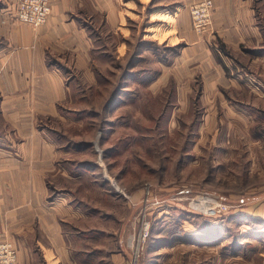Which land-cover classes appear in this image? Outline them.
Instances as JSON below:
<instances>
[{
    "label": "crops",
    "instance_id": "1",
    "mask_svg": "<svg viewBox=\"0 0 264 264\" xmlns=\"http://www.w3.org/2000/svg\"><path fill=\"white\" fill-rule=\"evenodd\" d=\"M197 1L50 0L46 24L32 28L14 18L10 0H0V242L13 243L18 264L70 263L64 224L77 217V209L68 190L50 180L71 176L64 169L55 172L56 146L48 123L63 114L68 122L70 115L76 121L82 118L77 116L80 110L64 106L76 98L85 101L87 88L94 90L103 79L97 64V59H106L98 45L103 32L132 31L133 14L142 18V34L149 26L167 27L160 34H172L168 40L141 39L144 55L158 65L148 89L160 96L168 83L175 84L180 110L185 98L190 110L195 102L208 120L206 127L215 125L216 112L240 120L264 113V0H212V25L203 35L191 26L189 7ZM127 81L116 84L102 110L113 106L122 93L118 88L127 89ZM169 211L161 215L170 216ZM233 213L242 231L238 245L244 237L262 238L264 228L253 227L264 221V200ZM224 225L204 234L190 224V232L182 235L189 244L212 251L215 242L227 239L219 233Z\"/></svg>",
    "mask_w": 264,
    "mask_h": 264
},
{
    "label": "rangeland",
    "instance_id": "2",
    "mask_svg": "<svg viewBox=\"0 0 264 264\" xmlns=\"http://www.w3.org/2000/svg\"><path fill=\"white\" fill-rule=\"evenodd\" d=\"M132 16V31L103 32L104 39L99 34L98 45L106 52V59H97L103 79L94 90L87 88L85 101L76 98L64 106L85 110L77 114L82 118L76 121L70 115L75 120L68 122L61 114L48 123L56 146L55 172L64 169L71 176L50 180L68 190L77 209V217L64 224L69 264H264V234L254 233L262 234L261 239L244 237L238 245L242 231L233 219V212L246 203L264 200V113L240 120L216 112L215 125L206 127L208 120L195 102L190 110L185 98L180 110L175 84L153 95L148 86L158 75V65L144 55L141 39L160 42L172 34H160L165 26H149L142 34V18ZM125 79L127 89L118 88V100L102 110L112 89ZM176 195L182 199L143 212L145 200ZM195 197L224 201L230 210L219 217L197 216L187 206V199ZM165 210H171L173 219L161 215ZM142 214L150 222L149 235L136 254L129 239L136 236ZM222 222L226 225L219 233L227 239L205 245L213 244L212 251L189 244L182 235L190 232V224L206 234ZM261 227L264 224L255 223L253 228Z\"/></svg>",
    "mask_w": 264,
    "mask_h": 264
},
{
    "label": "built area",
    "instance_id": "3",
    "mask_svg": "<svg viewBox=\"0 0 264 264\" xmlns=\"http://www.w3.org/2000/svg\"><path fill=\"white\" fill-rule=\"evenodd\" d=\"M10 1L14 8V18L18 22L26 24L32 28H38L46 24L51 12L50 0ZM212 12V0H199L190 5L189 14L191 18V26L195 33L201 35L209 30L212 25ZM113 188L118 192L116 185H113ZM148 194L149 192L147 195ZM150 199L151 201L145 200L143 212H146L148 207H150V209L153 206H157L154 208H162L168 205L167 202L180 201L182 198L179 195H176L171 196L168 199ZM187 206L189 211L203 217H219L230 210L228 204L224 201L206 197L189 198L187 199ZM142 216L136 236H132V238L129 239L130 243L132 245L134 244L136 254L138 253L141 243L144 242L149 235L150 222L146 221L147 219L144 214H142ZM0 264H18V251L9 240L0 242Z\"/></svg>",
    "mask_w": 264,
    "mask_h": 264
},
{
    "label": "trees",
    "instance_id": "4",
    "mask_svg": "<svg viewBox=\"0 0 264 264\" xmlns=\"http://www.w3.org/2000/svg\"><path fill=\"white\" fill-rule=\"evenodd\" d=\"M107 102H109V101H107ZM102 124V123H101ZM171 205H174V204H171ZM166 206H169V205H166ZM193 214H195V213H193ZM200 216V215H199ZM260 223H262V224H264V221H260Z\"/></svg>",
    "mask_w": 264,
    "mask_h": 264
}]
</instances>
